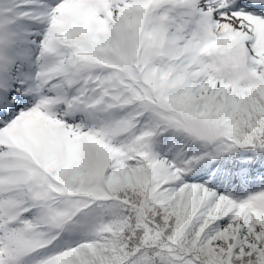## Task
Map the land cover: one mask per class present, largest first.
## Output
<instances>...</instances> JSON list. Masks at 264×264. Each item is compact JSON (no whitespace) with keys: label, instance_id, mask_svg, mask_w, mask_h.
Returning <instances> with one entry per match:
<instances>
[{"label":"snow or ice","instance_id":"snow-or-ice-1","mask_svg":"<svg viewBox=\"0 0 264 264\" xmlns=\"http://www.w3.org/2000/svg\"><path fill=\"white\" fill-rule=\"evenodd\" d=\"M0 264H264V0H0Z\"/></svg>","mask_w":264,"mask_h":264}]
</instances>
